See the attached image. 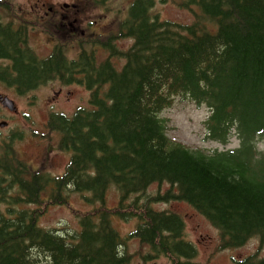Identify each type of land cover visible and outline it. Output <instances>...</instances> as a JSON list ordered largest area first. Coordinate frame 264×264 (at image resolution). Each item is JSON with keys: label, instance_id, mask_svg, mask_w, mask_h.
<instances>
[{"label": "trees", "instance_id": "1", "mask_svg": "<svg viewBox=\"0 0 264 264\" xmlns=\"http://www.w3.org/2000/svg\"><path fill=\"white\" fill-rule=\"evenodd\" d=\"M198 12L192 23L160 20L153 0H130L115 29L79 39L75 61L58 51L39 58L0 32V56L12 61L0 79L22 91L53 79L90 91V108L50 114L46 127L71 152L60 175L33 169L19 158L11 137L0 148V264H132L125 238L135 237L170 264H196L184 239V221L154 203L181 200L218 230L221 249L264 237V0H179ZM106 36V37H103ZM130 39L126 48L116 45ZM101 50L105 57L98 59ZM14 74L15 77H9ZM7 76L13 80L7 78ZM10 81V82H9ZM177 101L205 105L206 138L238 146L190 147L170 138L161 113ZM175 190L146 193L153 183ZM114 187L117 206H106ZM90 193L99 205L77 215L80 229H44L48 206L68 192ZM28 205H35L29 208ZM112 216L135 219L125 238ZM236 264H264L258 251Z\"/></svg>", "mask_w": 264, "mask_h": 264}, {"label": "rangeland", "instance_id": "2", "mask_svg": "<svg viewBox=\"0 0 264 264\" xmlns=\"http://www.w3.org/2000/svg\"><path fill=\"white\" fill-rule=\"evenodd\" d=\"M77 0H53V2H71ZM179 0H154V6L151 9L152 14L159 19H166L178 23H192L195 14L198 12L196 7L192 9L178 6ZM127 0H79V36H92V31L105 33L114 23L123 15L118 8L125 9ZM122 10V9H121ZM30 44L38 55L44 56L49 52L50 44L47 37L42 33L34 34L30 37ZM130 42L128 40L119 41L118 45L125 48ZM72 55L73 53H69ZM97 58L105 57V53L98 50ZM61 87L58 83H49L40 88L34 94V106L30 107V117L26 121L19 118H8L9 125L2 133L9 130L23 131V138L16 142L15 150L18 155L27 161L31 168L48 170L54 174L63 171L67 161L68 154L57 150V135L50 133L45 127V121L49 112H65L71 116L72 107L79 104V107L90 108L87 96L82 87L79 86V94L74 96L70 102L66 101L65 93L60 97L54 93ZM75 89V90H74ZM55 90V91H54ZM65 90V89H64ZM70 90H78V87H71ZM0 92L8 91L0 85ZM78 92V91H77ZM53 95V97H52ZM57 97L56 101L55 98ZM19 107V111L24 112L25 104L29 100L13 96ZM79 98V99H78ZM87 98V99H86ZM32 101V100H31ZM73 103V104H72ZM27 105V104H26ZM50 106H53L51 109ZM204 106V105H203ZM59 110V111H54ZM207 109L205 107H196L194 103L186 101H177L173 106L161 113V116L167 119L169 126V137L180 141L192 147L205 148L209 150H222L233 148L238 145L235 137H231L228 144L222 145L214 141L205 139V132L202 121L206 117ZM7 119L1 115L0 120ZM9 131V132H10ZM257 146L264 151V136L257 140ZM170 186L167 183L152 184L148 189L150 192L164 193ZM89 193H71L69 197V206H48L40 216L39 224L44 228L65 229L71 231L77 228L78 219L74 216L73 210L87 211L93 206L85 199ZM118 202V193L114 187H110L106 192V206H115ZM97 203L96 206H98ZM157 209H166L178 213L185 223V236L192 242L197 249V255L194 259L198 264H235V259H241L259 249V257H264V238H252L244 246L235 249L219 250L218 231L209 224V222L190 205L182 201L160 202L155 204ZM114 228L122 235H126L135 226L134 219L120 220L117 217L111 218ZM61 233H64L63 231ZM126 249L132 255L133 264H169L164 256H147L149 248L146 244L141 243L137 238L126 239ZM143 256H147L146 263H143Z\"/></svg>", "mask_w": 264, "mask_h": 264}, {"label": "flooded vegetation", "instance_id": "3", "mask_svg": "<svg viewBox=\"0 0 264 264\" xmlns=\"http://www.w3.org/2000/svg\"><path fill=\"white\" fill-rule=\"evenodd\" d=\"M78 2L79 0L70 2V6L65 8L62 5L64 2H53V0H0V32L14 35L16 46L26 52H29L31 46L30 37L36 34L35 20L37 16L55 20L56 25H60L74 35L79 32ZM51 39L52 37H50ZM11 65L12 61L9 58L0 56V73L4 70V66L10 70ZM75 77L78 80L74 79L69 82L70 84H63L55 91L54 95L60 97L65 93L66 101L70 102L71 94L74 96L79 94V75ZM74 85L78 87V90L73 91L68 88ZM29 92L30 90L24 93ZM57 97L55 100L59 101Z\"/></svg>", "mask_w": 264, "mask_h": 264}]
</instances>
